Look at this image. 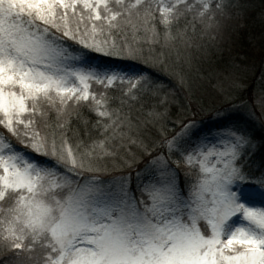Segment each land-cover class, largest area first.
Listing matches in <instances>:
<instances>
[{"label":"snow or ice","instance_id":"6c2138e0","mask_svg":"<svg viewBox=\"0 0 264 264\" xmlns=\"http://www.w3.org/2000/svg\"><path fill=\"white\" fill-rule=\"evenodd\" d=\"M246 12L0 0V264H264V117L259 135L204 129L168 99L198 113L205 58ZM236 67L221 95L244 87Z\"/></svg>","mask_w":264,"mask_h":264},{"label":"trees","instance_id":"16d2710c","mask_svg":"<svg viewBox=\"0 0 264 264\" xmlns=\"http://www.w3.org/2000/svg\"><path fill=\"white\" fill-rule=\"evenodd\" d=\"M247 7V12L241 18L239 23H233L228 31L223 43L219 49L209 53L205 58V63L202 65V70L209 75L203 81H198L199 87L197 94L200 99L197 101L198 113L193 114L190 110L184 113V105L187 101L183 98L182 94L177 92L175 99L172 98V94H168L170 101L169 112L173 116L183 113L184 115H195V118L202 122L213 118L219 110L233 106L236 103L246 101L244 99H235L234 94L230 96H224L219 99L218 92L215 90L216 72L217 70L231 69L233 66L240 67L242 59L252 50L254 42L261 36V30L264 31V0H244ZM166 84L172 86V82L166 77H162ZM249 90L252 94L253 91H258L261 94L264 90V82L258 80L255 82ZM235 96H237L235 94ZM261 118L264 117V113L261 112ZM258 158V159H257ZM257 164L260 162V157H256ZM134 174V173H133Z\"/></svg>","mask_w":264,"mask_h":264},{"label":"rangeland","instance_id":"374dc122","mask_svg":"<svg viewBox=\"0 0 264 264\" xmlns=\"http://www.w3.org/2000/svg\"><path fill=\"white\" fill-rule=\"evenodd\" d=\"M264 21V16H263ZM264 28V27H263ZM262 34L254 42L252 50L247 54V56L242 59V62L239 64L240 67L235 69V76L238 77L244 83V87L240 90H234L232 93L234 94V98L237 99H244L246 101H242L239 103L234 104L235 107L230 106L225 109H229L227 113H223L216 115L207 120L200 122V126L204 129L213 128L217 123H219L224 116H227L230 120L246 124L251 130L256 133L257 135L260 134V121H261V111L258 105L254 102L261 94L258 91H253L252 94L249 93L250 87L260 80L259 71L261 69L262 61H264V31H260ZM244 65H248V68H244ZM232 69V68H231ZM229 69V70H231ZM217 73V72H216ZM215 73V74H216ZM227 86V85H225ZM216 90V89H215ZM217 92V91H216ZM235 94L237 96H235ZM219 99H222L224 95L218 93ZM259 156L257 152L256 157ZM254 158V159H255ZM258 159V158H257ZM257 167V160H255ZM134 177V174H132ZM134 182V181H133Z\"/></svg>","mask_w":264,"mask_h":264}]
</instances>
